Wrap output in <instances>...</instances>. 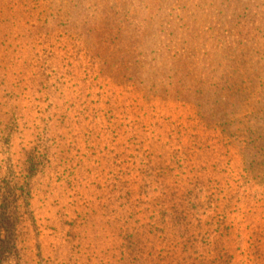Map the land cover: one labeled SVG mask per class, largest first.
<instances>
[{
    "label": "rangeland",
    "instance_id": "obj_1",
    "mask_svg": "<svg viewBox=\"0 0 264 264\" xmlns=\"http://www.w3.org/2000/svg\"><path fill=\"white\" fill-rule=\"evenodd\" d=\"M152 22L112 80L0 60V264H264V0Z\"/></svg>",
    "mask_w": 264,
    "mask_h": 264
},
{
    "label": "trees",
    "instance_id": "obj_2",
    "mask_svg": "<svg viewBox=\"0 0 264 264\" xmlns=\"http://www.w3.org/2000/svg\"><path fill=\"white\" fill-rule=\"evenodd\" d=\"M170 2L176 0H0V60L22 62L15 90L50 60L62 64L60 76L52 74L65 87L73 81L94 83L100 75L112 80L109 75L123 70L117 60L138 59L135 45ZM78 43L88 49L83 58L74 56L75 47L69 50ZM80 60H96L99 66L89 72ZM6 86L1 77L0 90Z\"/></svg>",
    "mask_w": 264,
    "mask_h": 264
}]
</instances>
